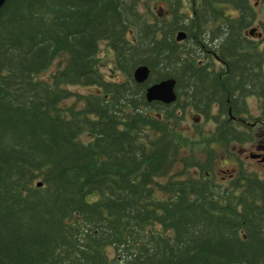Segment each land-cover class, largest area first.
Instances as JSON below:
<instances>
[{"label": "trees", "instance_id": "16d2710c", "mask_svg": "<svg viewBox=\"0 0 264 264\" xmlns=\"http://www.w3.org/2000/svg\"><path fill=\"white\" fill-rule=\"evenodd\" d=\"M258 19L252 0H7L0 264H264V177L210 179L218 149L257 137L229 110L264 102ZM169 78L176 101H148ZM191 111L215 128L189 136Z\"/></svg>", "mask_w": 264, "mask_h": 264}, {"label": "rangeland", "instance_id": "374dc122", "mask_svg": "<svg viewBox=\"0 0 264 264\" xmlns=\"http://www.w3.org/2000/svg\"><path fill=\"white\" fill-rule=\"evenodd\" d=\"M252 3L256 6L258 11V21L252 27H258L263 32V23H264V0H252ZM188 4V1H187ZM223 9L228 12L229 14H234V10L230 6H222ZM263 34V33H262ZM101 60L103 63V71L105 74L111 76V70L113 67V60L107 54V45L102 44L101 48ZM120 77H122L120 75ZM73 90L81 92V93H88L92 91V88L86 86H74L71 87ZM246 102L250 108L253 118L258 117L263 122L259 123L255 129L257 137L253 142H245L240 144H234L232 148L233 153L228 155L227 149H218V156L217 161L215 164V173L217 174L218 182L220 183L222 180H225L229 177L231 172H235V168L237 167L236 157H240L245 160L249 170L251 172H257L259 175L264 177V161L260 160L258 156H252L253 154H264V102L260 100L257 96H249L246 98ZM187 118L183 121V129L188 133L189 136L195 138L196 134L194 132V128L197 126H203L206 131L215 128V123L211 121H206V119L198 117L194 111H191L186 114ZM250 118L253 121V118ZM261 117V118H260ZM257 119V120H258ZM255 126V125H254ZM88 138L87 135L84 136ZM188 143V142H187ZM195 141L189 142V146L187 148V152L190 150H194L195 148ZM199 150V148H198ZM199 154V153H198ZM201 155V153H200ZM202 159H206V155H201ZM194 171V170H192ZM194 173H197L194 171Z\"/></svg>", "mask_w": 264, "mask_h": 264}, {"label": "water", "instance_id": "95a60500", "mask_svg": "<svg viewBox=\"0 0 264 264\" xmlns=\"http://www.w3.org/2000/svg\"><path fill=\"white\" fill-rule=\"evenodd\" d=\"M7 0H0V9L3 7ZM256 27L252 28L250 33L253 34L256 31ZM186 37L185 32H179L178 39L182 40ZM150 75V68L147 65H140L135 69L134 77L139 83L145 82ZM177 81L174 78L161 80L153 83L147 87L146 97L148 101H162L164 103H172L178 98L176 92ZM252 156H255L254 154ZM264 159V158H263ZM41 184V183H40Z\"/></svg>", "mask_w": 264, "mask_h": 264}, {"label": "flooded vegetation", "instance_id": "af4514ba", "mask_svg": "<svg viewBox=\"0 0 264 264\" xmlns=\"http://www.w3.org/2000/svg\"><path fill=\"white\" fill-rule=\"evenodd\" d=\"M259 28L257 27V30L256 31H258V32H255L254 33V35H256V34H258V35H261V32H259ZM248 108H249V106H248ZM229 114L232 116V117H234V119L235 120H239V121H241V122H244L245 124H248V125H250V126H252V127H256L260 122L262 123L263 121L261 120V119H258V117H256V120L255 121H252L251 122V120H250V118L249 117H251L250 115H252V113H251V111H250V108H249V114H242L241 116H238V117H235L233 114H232V109H230L229 110ZM201 118H202V116H201ZM251 118H253V117H251ZM261 118V117H260ZM258 119V120H257ZM202 120H203V118H202ZM207 121H211V120H207ZM255 125V126H254ZM207 132H209V131H207ZM207 143H208V141H207ZM234 144H239V143H233L231 146L233 147L234 146ZM231 146L229 147V149H228V155L230 154V153H233V151H232V148H231ZM254 155H256V156H258V158H260L259 159V161L260 160H262V161H264V154L262 153V154H254ZM206 158H208V156L206 155ZM216 161H217V157L215 158V163H214V165H213V169H215V164H216ZM236 161H237V167L234 169L235 170V172L233 171V172H231L230 173V175H229V177L228 178H226L225 180H222L220 183H225V182H228L229 180H230V178H232L233 176H234V174L237 172V170H238V168L241 166V165H243L244 167H246V168H248V166H247V164L245 163V160L244 159H242V158H240V157H236ZM249 169V168H248ZM214 171V170H213ZM207 175H209V174H207ZM211 180H215V181H218V179H217V174L215 173V171H214V175H212V178H210Z\"/></svg>", "mask_w": 264, "mask_h": 264}]
</instances>
